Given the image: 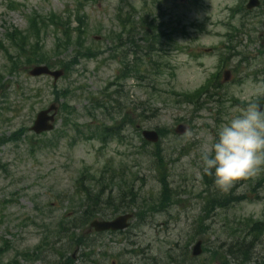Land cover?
I'll return each instance as SVG.
<instances>
[{"label": "rangeland", "instance_id": "rangeland-1", "mask_svg": "<svg viewBox=\"0 0 264 264\" xmlns=\"http://www.w3.org/2000/svg\"><path fill=\"white\" fill-rule=\"evenodd\" d=\"M241 1L0 0V41L4 39L7 28L26 30V17L31 14L38 12L47 16L53 12L68 15L83 6L89 18L88 44L102 51V56L96 60L81 61L69 78L63 77L56 85L52 78H35L28 71L10 77L12 82L7 88L8 96L6 99L0 98V139L11 136L23 127L29 130L27 137L19 142H8L0 148V248L4 241L11 245V251L4 256V264L11 262L17 253L35 249L46 233L43 225L53 224L63 215H73L79 208L82 201L76 196L75 183L86 168H90L93 173H100L110 161L117 170L125 169L139 174L141 180L136 185L142 188L141 195L153 202L158 200L161 190L158 174L151 158L142 151V137L137 135L134 127L125 128L124 144L113 142L105 149H101L100 142L86 141L85 137L74 145L70 144L69 139L78 135L74 131L69 133V137L59 138L57 132L63 129L64 123L61 116L56 130L46 137H36L30 131L36 115L55 101L53 86L60 91L69 90V102L76 109L73 120L82 127L89 124L95 127L103 121L102 112L95 113L90 104L119 74L121 56L128 57L131 51V60H134L135 55L140 60L146 59L142 31H123L121 20L126 19V10L120 19L118 8L122 6L127 9L128 3L138 10L134 21L138 22L145 13L148 14L160 31L166 29L185 48V51L177 48L169 51L165 57L169 68L161 77L141 82L131 79L126 83L129 103L145 102L147 106H154L146 111L147 118L138 122L139 125L145 129L156 130V127H161L174 131L179 123L186 124L185 121L180 122L182 120L191 124L186 135L171 134L161 145L165 160L170 163V183L177 192L176 200L181 203L172 205L166 213H149L146 223L132 228L126 236H104L97 254L108 253L110 264H166L168 253L174 249L180 255L181 247L195 233L204 237L210 250L227 253L233 236L240 234L241 220L253 217L264 221L263 183L258 190L259 199H256L257 193L250 194V202H242L228 210H216L204 225L208 230L203 234L198 233L201 231L198 221L204 207L201 195L205 188L199 154L205 147H210L219 125L236 115L243 105L234 109L228 102L227 115L221 120L215 111H210V105L199 111L192 105H177L173 102V94L193 92L205 84L211 74L220 70L219 66L223 65L220 63L221 58L229 57L225 68L234 69L241 61V56H236V53L244 51L253 58L251 66L242 65L240 76L236 75V78L243 81L228 85L223 91L228 97H237L247 103L262 97L255 93L264 84L259 80L255 82L251 74L264 68L259 55V50L264 52V18L260 10L254 11L250 19L258 15L261 19L254 25L255 33H246L244 21L238 16L233 17L231 11ZM248 1L244 0V4ZM13 5L19 9H10ZM197 24L203 29L195 27ZM238 28L241 31L238 34L240 46L230 53L228 36ZM113 33L122 34V41L116 43L106 39ZM95 40L99 45L93 44ZM251 40L254 43H250ZM45 42L47 53L55 55V33L49 32ZM7 45L11 47L9 43ZM74 54L73 48H70L62 52L58 60H70ZM193 55H199L198 59ZM114 56L117 58L114 59ZM8 63L0 49V69L4 74L9 68ZM244 69L250 75H245ZM64 101L61 100V103ZM32 136L35 139L32 140ZM40 139H43L42 143ZM151 150L152 145L148 147V151ZM262 176L264 171L249 178L250 181H238L232 188L237 195L244 192L249 194L253 189L252 184H256ZM256 244L257 251L250 255V262L246 264H264V234L261 242ZM79 256L77 252L76 260ZM208 256L205 254L200 257L197 264H205L203 259ZM44 257V261L30 263L22 260L19 264H51L50 259ZM75 264L82 263L77 261Z\"/></svg>", "mask_w": 264, "mask_h": 264}, {"label": "trees", "instance_id": "trees-1", "mask_svg": "<svg viewBox=\"0 0 264 264\" xmlns=\"http://www.w3.org/2000/svg\"><path fill=\"white\" fill-rule=\"evenodd\" d=\"M134 10V8H133ZM70 15L62 16V15H56L54 13H51L47 17H43L41 15L36 14L35 16L27 17L29 19V27L27 29V32L24 33L22 31H19L18 29L14 28L7 31L6 37L9 40V42L12 44L13 48H16L17 56L16 58H13L11 55H8L10 60L11 70L10 74L17 72L21 66H31V65H39V64H46L49 67L50 66H60L61 68H64V70L69 73L72 65L78 61V58H84V57H95L96 53H93L90 49H88L84 41L86 39L87 35V15L81 10L78 11V13L75 15V19H72ZM74 24H76L74 26ZM139 26L144 29V35L147 37V41L150 43L148 46V49L152 52L154 51V55L157 49H154L153 46L159 41L160 37L158 34H155L154 29L156 28L152 21L148 22L146 18L142 19L139 23ZM52 27L53 30L56 32V45H55V53H60L59 51L61 49H68L72 45L76 44V52L77 56L73 59L71 62H64L61 61L60 63L56 64L53 63V57L45 52V43L43 42V35L49 32V28ZM125 30V25H123ZM135 27H131L130 29H134ZM0 45L3 47V43H0ZM160 51V50H159ZM153 65V71L155 76H159L164 73L163 66L160 65L159 61L152 60ZM133 66H128V68H125L124 74L119 79L126 78V72L130 73V70H132ZM136 72L139 73L138 70ZM130 76V75H129ZM1 78V76H0ZM5 79V78H4ZM3 78L0 79V87L3 84ZM219 84V82H217ZM210 83H208L205 87L201 88L199 91H197L195 94H189V95H183L182 100H180V103H193L196 105V103H200L201 98L203 95H206L209 100H212L214 95H211L210 91ZM214 87L216 84L213 85ZM65 95V94H63ZM62 109L65 111L70 110L69 104L66 102L63 104ZM111 130L113 128L105 129L104 132L101 134L100 138L102 141H105L108 136L111 134ZM170 131L167 130H161L160 134L162 137L167 136ZM6 140H2L1 143H5ZM154 152V161L156 165V171H157V179L159 184L161 185V192H160V198L158 203L152 205V204H144L142 203V209H153L157 212L164 211L167 209V207L172 203L173 201V190L171 188L169 177L170 173L168 172V164L165 162L162 152L160 151V145H156ZM102 178L99 180V183L101 184L103 180H106L105 176L101 175ZM206 183L208 187L211 186L209 176L205 175ZM113 182V176L110 180L104 181V183L111 184ZM124 184V187L120 186V191L113 197H109L107 202L112 204V207H114L115 211L120 213L122 210L125 212L127 210L135 209L136 207H140V203L137 201L136 198L140 197L139 194L136 191V187L133 186V184L128 183V179L126 177L120 178V183ZM131 185V186H130ZM97 187L96 184H87L82 186V190L79 191V193L85 198L86 201H95L93 205L87 204L83 210V214L81 217H72L69 219H66L65 221H60L57 224L56 229V238L57 242L62 241L66 237H71L69 240V244L65 251H69V249H72V242L73 241H81L84 238V235H81L78 239L75 236L76 230H80V228H83L90 224L92 219H95L97 215L100 213H97V209L100 207V204L98 201L100 200L101 194H105L106 191V185H102V189L95 192L94 189ZM210 189V188H209ZM128 196L133 199V204H127L124 208L120 205L124 201V197ZM246 198V197H243ZM241 199L239 198H233L231 195H222L219 192H212L208 193L206 196V203H205V209L204 213L206 215H209L210 213L216 211L217 209H228L230 204L239 202ZM136 202V203H135ZM115 213V212H114ZM143 212H140L139 215H142ZM145 215V214H144ZM137 217V216H136ZM245 231H243L240 236L236 237V242L231 245L230 249L226 254H223L222 252H211V261L217 262L219 264H229L228 260L231 257L239 264H245L247 261H249V257L246 254H249L248 252L251 249H254V244L256 241H259V237L264 233V222H256L253 220L246 219L245 222ZM202 221L200 222L199 226L202 229ZM45 244V243H44ZM189 246L190 244H187L186 246V257H189ZM43 244L34 251V254L36 251H42L43 250ZM256 247V246H255ZM5 248H1L0 255L3 253V250ZM249 250V251H248ZM209 251L208 249L205 250L207 253ZM238 251V252H237ZM240 253V254H239ZM245 253V254H241Z\"/></svg>", "mask_w": 264, "mask_h": 264}, {"label": "clouds", "instance_id": "clouds-1", "mask_svg": "<svg viewBox=\"0 0 264 264\" xmlns=\"http://www.w3.org/2000/svg\"><path fill=\"white\" fill-rule=\"evenodd\" d=\"M255 95L264 96V86L258 87ZM199 166L225 192L238 181L264 171V106L250 101L220 124L210 147L200 152Z\"/></svg>", "mask_w": 264, "mask_h": 264}, {"label": "water", "instance_id": "water-1", "mask_svg": "<svg viewBox=\"0 0 264 264\" xmlns=\"http://www.w3.org/2000/svg\"><path fill=\"white\" fill-rule=\"evenodd\" d=\"M259 5L258 0H253L250 3L249 7H253V6H257ZM32 75L34 76H39L41 74H48V75H52L55 76L56 79L60 78L62 76V72H51L49 71L48 68L46 67H39L36 68L34 71L31 72ZM52 110H56L55 106H52L49 111L46 112H42L39 116L38 119L36 121V125L33 128V130L38 133L41 134V132L43 131H51L53 129V126H51L49 123L52 122L54 120V116L52 117H48V114L50 112H52ZM186 128L180 126L179 131L178 132H185ZM144 136L152 141V142H156L158 141V134L154 133V132H145ZM132 218L131 215H126L125 217H120L118 219H116L113 223H103V224H99V223H95L94 227H96V229L98 231H103V230H124L126 229V227L129 226V220ZM201 245L202 243H199L196 247H195V255L201 254Z\"/></svg>", "mask_w": 264, "mask_h": 264}]
</instances>
